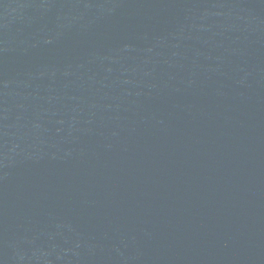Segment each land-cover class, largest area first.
Returning a JSON list of instances; mask_svg holds the SVG:
<instances>
[{
	"label": "water",
	"instance_id": "obj_1",
	"mask_svg": "<svg viewBox=\"0 0 264 264\" xmlns=\"http://www.w3.org/2000/svg\"><path fill=\"white\" fill-rule=\"evenodd\" d=\"M0 264H264V0H0Z\"/></svg>",
	"mask_w": 264,
	"mask_h": 264
}]
</instances>
